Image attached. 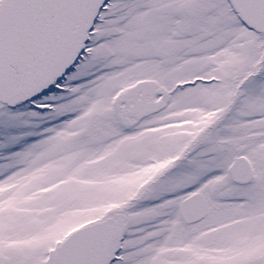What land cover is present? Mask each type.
I'll return each instance as SVG.
<instances>
[{
  "label": "snow or ice",
  "instance_id": "1",
  "mask_svg": "<svg viewBox=\"0 0 264 264\" xmlns=\"http://www.w3.org/2000/svg\"><path fill=\"white\" fill-rule=\"evenodd\" d=\"M0 264H264V0H0Z\"/></svg>",
  "mask_w": 264,
  "mask_h": 264
}]
</instances>
